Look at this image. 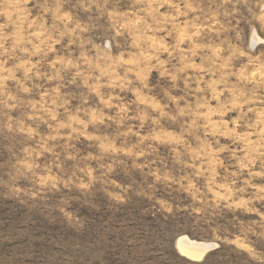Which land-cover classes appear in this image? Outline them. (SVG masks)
Listing matches in <instances>:
<instances>
[{
    "label": "clouds",
    "instance_id": "obj_1",
    "mask_svg": "<svg viewBox=\"0 0 264 264\" xmlns=\"http://www.w3.org/2000/svg\"><path fill=\"white\" fill-rule=\"evenodd\" d=\"M255 30L264 0H0L10 231L40 217L79 235L92 223L81 209L108 214L95 243L65 241L35 264H107L105 234L142 249L146 217L183 218L264 264L252 239L264 240V49L241 39Z\"/></svg>",
    "mask_w": 264,
    "mask_h": 264
},
{
    "label": "rangeland",
    "instance_id": "obj_2",
    "mask_svg": "<svg viewBox=\"0 0 264 264\" xmlns=\"http://www.w3.org/2000/svg\"><path fill=\"white\" fill-rule=\"evenodd\" d=\"M242 42L247 48L256 52L264 49V32L259 30L245 32ZM81 213L89 215L92 223L89 231L82 234H75L64 231L59 225H49L42 221L40 217H34L35 223L28 225V232L25 235H17L15 231H10L9 226L16 222L20 216L16 205L11 201L0 203V256H11L14 253H23L32 251L34 260L28 264H35V257L50 253L52 251L63 252L65 249L56 247L63 245L65 241L69 244L79 240L80 243L93 244L99 239L103 233L105 220L108 219L107 213H92L87 209H81ZM159 218V214H157ZM149 223L148 234L145 236L143 230V248L137 244L135 246L128 245L124 234L106 233L107 242L101 240L97 248L104 251L103 259L107 264H128V258L135 261V264H242V256H237L232 252L230 247L220 245L217 247L218 241L214 240L211 233L203 227L194 226L190 221L183 218L164 221L160 223L152 221L150 217L145 218ZM107 227L114 228L115 220L110 221ZM186 236L191 240L215 243V247L206 251L199 259H189L183 256L177 247V240ZM5 237H9L5 239ZM256 242L257 247L264 248V240L256 237L252 238ZM140 251L137 252V250ZM136 252V255L133 253ZM125 254L124 259H120L121 254Z\"/></svg>",
    "mask_w": 264,
    "mask_h": 264
},
{
    "label": "bare ground",
    "instance_id": "obj_3",
    "mask_svg": "<svg viewBox=\"0 0 264 264\" xmlns=\"http://www.w3.org/2000/svg\"><path fill=\"white\" fill-rule=\"evenodd\" d=\"M215 243L191 240L186 236L177 240V247L180 253L189 259H199L206 251L215 247Z\"/></svg>",
    "mask_w": 264,
    "mask_h": 264
}]
</instances>
